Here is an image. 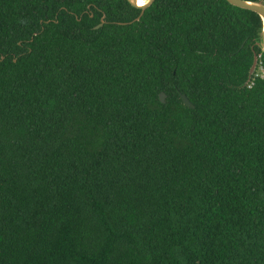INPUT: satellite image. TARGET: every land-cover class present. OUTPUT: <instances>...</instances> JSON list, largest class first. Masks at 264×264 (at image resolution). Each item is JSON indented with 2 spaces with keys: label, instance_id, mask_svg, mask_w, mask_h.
<instances>
[{
  "label": "trees",
  "instance_id": "trees-1",
  "mask_svg": "<svg viewBox=\"0 0 264 264\" xmlns=\"http://www.w3.org/2000/svg\"><path fill=\"white\" fill-rule=\"evenodd\" d=\"M140 11L0 0V264H264L261 18Z\"/></svg>",
  "mask_w": 264,
  "mask_h": 264
},
{
  "label": "water",
  "instance_id": "water-1",
  "mask_svg": "<svg viewBox=\"0 0 264 264\" xmlns=\"http://www.w3.org/2000/svg\"><path fill=\"white\" fill-rule=\"evenodd\" d=\"M127 1L132 6L141 9L140 14L135 18V20H138L139 17L142 15L144 9L148 7L154 0H145L143 4H138V0H127ZM226 1L234 6L251 10L259 15V17L261 18L262 24H261V27L258 33L259 37H258L257 44L260 47L261 51L264 53V0H226ZM100 25H102V22L97 24L95 28H98ZM257 61H258V54L254 53L253 61L248 71L247 82L250 80L252 74L255 71V68L257 66ZM165 97L166 95L164 92L159 93V99L161 102L165 101ZM180 97L184 105L193 107V104L190 102V100L187 98L185 94L181 93Z\"/></svg>",
  "mask_w": 264,
  "mask_h": 264
},
{
  "label": "built area",
  "instance_id": "built-area-1",
  "mask_svg": "<svg viewBox=\"0 0 264 264\" xmlns=\"http://www.w3.org/2000/svg\"><path fill=\"white\" fill-rule=\"evenodd\" d=\"M259 57H260V54H258V61H257V66L255 68V71L254 73L252 74V79L253 77H257V76H260V77H263L264 76V69H263V66L261 65V62L259 60ZM251 79V78H250ZM251 79V80H252ZM248 86H250V84H248Z\"/></svg>",
  "mask_w": 264,
  "mask_h": 264
},
{
  "label": "flooded vegetation",
  "instance_id": "flooded-vegetation-1",
  "mask_svg": "<svg viewBox=\"0 0 264 264\" xmlns=\"http://www.w3.org/2000/svg\"><path fill=\"white\" fill-rule=\"evenodd\" d=\"M104 17H105L104 14H102V15L100 16V22H99V23H101V22L103 23V22H104ZM99 23H98V24H99ZM95 26H96V25H95Z\"/></svg>",
  "mask_w": 264,
  "mask_h": 264
},
{
  "label": "bare ground",
  "instance_id": "bare-ground-1",
  "mask_svg": "<svg viewBox=\"0 0 264 264\" xmlns=\"http://www.w3.org/2000/svg\"><path fill=\"white\" fill-rule=\"evenodd\" d=\"M145 0H138V4H143Z\"/></svg>",
  "mask_w": 264,
  "mask_h": 264
}]
</instances>
